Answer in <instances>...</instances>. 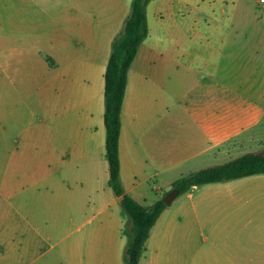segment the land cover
Returning <instances> with one entry per match:
<instances>
[{
	"label": "crops",
	"instance_id": "0c3cea01",
	"mask_svg": "<svg viewBox=\"0 0 264 264\" xmlns=\"http://www.w3.org/2000/svg\"><path fill=\"white\" fill-rule=\"evenodd\" d=\"M247 1L196 0L193 25L160 21L148 4L120 135L121 181L139 203L264 152V21ZM131 4L1 0L0 264H123L105 72ZM145 247L140 264H264V174L193 187Z\"/></svg>",
	"mask_w": 264,
	"mask_h": 264
},
{
	"label": "trees",
	"instance_id": "16d2710c",
	"mask_svg": "<svg viewBox=\"0 0 264 264\" xmlns=\"http://www.w3.org/2000/svg\"><path fill=\"white\" fill-rule=\"evenodd\" d=\"M151 0H132L131 13L123 29L115 36L105 72L106 159L109 164V186L121 199L127 219L124 234L126 249L123 264H140L150 231L161 213L168 207L159 199L152 205H143L128 195L121 181L120 135L122 107L128 84V73L140 45L149 33L147 7ZM50 60V58H48ZM264 174V152L247 153L226 163L206 167L173 182L172 189L179 196L195 186L217 183Z\"/></svg>",
	"mask_w": 264,
	"mask_h": 264
},
{
	"label": "rangeland",
	"instance_id": "374dc122",
	"mask_svg": "<svg viewBox=\"0 0 264 264\" xmlns=\"http://www.w3.org/2000/svg\"><path fill=\"white\" fill-rule=\"evenodd\" d=\"M247 2L253 20L264 21V4H259L257 0ZM150 5V10L160 17V21L180 22L185 25L196 24V0H151Z\"/></svg>",
	"mask_w": 264,
	"mask_h": 264
},
{
	"label": "water",
	"instance_id": "95a60500",
	"mask_svg": "<svg viewBox=\"0 0 264 264\" xmlns=\"http://www.w3.org/2000/svg\"><path fill=\"white\" fill-rule=\"evenodd\" d=\"M179 196V191L178 190H175V189H172L170 190L169 192H167L165 194V196L163 197V201L167 204V205H171L175 200L176 198Z\"/></svg>",
	"mask_w": 264,
	"mask_h": 264
},
{
	"label": "built area",
	"instance_id": "2783aa9c",
	"mask_svg": "<svg viewBox=\"0 0 264 264\" xmlns=\"http://www.w3.org/2000/svg\"><path fill=\"white\" fill-rule=\"evenodd\" d=\"M260 3H264V0H260Z\"/></svg>",
	"mask_w": 264,
	"mask_h": 264
}]
</instances>
